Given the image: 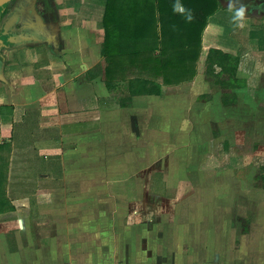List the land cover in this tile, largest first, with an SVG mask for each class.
I'll return each instance as SVG.
<instances>
[{
	"label": "crops",
	"instance_id": "obj_1",
	"mask_svg": "<svg viewBox=\"0 0 264 264\" xmlns=\"http://www.w3.org/2000/svg\"><path fill=\"white\" fill-rule=\"evenodd\" d=\"M228 7L193 79L131 96L104 81L102 1L40 4L43 40L1 53L0 264H264V16Z\"/></svg>",
	"mask_w": 264,
	"mask_h": 264
},
{
	"label": "trees",
	"instance_id": "obj_2",
	"mask_svg": "<svg viewBox=\"0 0 264 264\" xmlns=\"http://www.w3.org/2000/svg\"><path fill=\"white\" fill-rule=\"evenodd\" d=\"M101 1L105 7L102 72L108 88L123 84L131 96L160 95V78L167 85L196 76L202 35L209 18L221 8L219 0H182L193 12L191 23L173 12L174 0ZM214 65L234 76L238 60L212 50L209 70ZM6 150L9 145L0 143V153ZM0 160L5 159L0 156ZM6 170L7 163L0 166V213L7 209Z\"/></svg>",
	"mask_w": 264,
	"mask_h": 264
},
{
	"label": "flooded vegetation",
	"instance_id": "obj_3",
	"mask_svg": "<svg viewBox=\"0 0 264 264\" xmlns=\"http://www.w3.org/2000/svg\"><path fill=\"white\" fill-rule=\"evenodd\" d=\"M51 1L18 0L14 9L9 10V14H7L6 10L2 14L3 8L0 9V40L2 41L0 43V53L17 46L37 44L43 40V32L45 30L41 23V18L44 13L40 10V4ZM221 1L229 4V0ZM231 2L234 3L233 0ZM13 4L11 3L9 6ZM244 6L247 8L246 15L264 16V9L260 10V8L264 7V0H253Z\"/></svg>",
	"mask_w": 264,
	"mask_h": 264
},
{
	"label": "clouds",
	"instance_id": "obj_4",
	"mask_svg": "<svg viewBox=\"0 0 264 264\" xmlns=\"http://www.w3.org/2000/svg\"><path fill=\"white\" fill-rule=\"evenodd\" d=\"M172 10L175 14L180 15L185 22L191 23L194 19L191 9L186 8L182 3V0H174ZM228 10L231 12V22L236 28H244L246 21L247 8L245 6L237 7L236 4L229 0ZM222 30V29H221Z\"/></svg>",
	"mask_w": 264,
	"mask_h": 264
},
{
	"label": "water",
	"instance_id": "obj_5",
	"mask_svg": "<svg viewBox=\"0 0 264 264\" xmlns=\"http://www.w3.org/2000/svg\"><path fill=\"white\" fill-rule=\"evenodd\" d=\"M252 1L253 0H242V1L237 2L236 0H233L234 4H236L237 7H239L241 5L242 6L247 5ZM17 2H18V0L17 1L16 0H0V9L3 8L2 14L5 12V10H6L7 14H9V12H10L9 10L14 9V6ZM11 3L12 4L14 3L12 5L13 7L9 6V5H11ZM263 9H264V7L260 8V10H263ZM0 43H2L1 40H0ZM0 80H2V81L4 80V59L1 55V53H0Z\"/></svg>",
	"mask_w": 264,
	"mask_h": 264
},
{
	"label": "rangeland",
	"instance_id": "obj_6",
	"mask_svg": "<svg viewBox=\"0 0 264 264\" xmlns=\"http://www.w3.org/2000/svg\"><path fill=\"white\" fill-rule=\"evenodd\" d=\"M220 2H221V4L223 5V6H229V4L227 3V2H222L221 0H219ZM220 10V9H219ZM218 10V11H219ZM248 16V15H247Z\"/></svg>",
	"mask_w": 264,
	"mask_h": 264
}]
</instances>
